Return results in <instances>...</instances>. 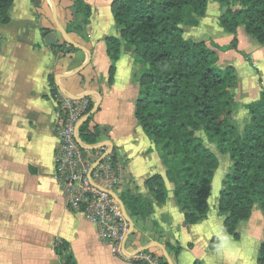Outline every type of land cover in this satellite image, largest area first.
Returning <instances> with one entry per match:
<instances>
[{
  "label": "crops",
  "instance_id": "1",
  "mask_svg": "<svg viewBox=\"0 0 264 264\" xmlns=\"http://www.w3.org/2000/svg\"><path fill=\"white\" fill-rule=\"evenodd\" d=\"M85 1L92 8L86 40L66 32L70 0H14L10 21L0 24V264H62L54 249L58 239L70 244L77 264H137L117 257L111 245L100 238L97 225L68 207L56 177L60 122L58 106L51 97V79L56 89L68 96L92 98V122L101 130L98 141L111 144L116 151L122 190L153 201L149 218L132 219L129 250L153 251L168 264H258V249L264 239L263 213L257 211L244 222L241 237L235 240L225 231L219 211L220 181L232 167L229 155L225 170L216 155L219 167L204 221L186 222L174 185L167 179V201L153 199L147 180L158 174L166 178V167L136 117L140 89L134 76L139 66L123 46L110 82L106 38L118 36L113 0ZM212 6L215 26L209 14ZM219 7L210 1L199 26H184L185 37L220 47L230 45L234 36L218 27ZM42 28L51 29L59 41L69 36L78 51L73 56H56L45 42ZM237 39L238 51L247 53L253 64L234 49L219 50L218 55L219 64L232 65L237 71L235 93L240 114L245 116V105L258 100L264 90V45L246 38L242 28ZM214 237L220 240L217 250L210 247ZM167 244L181 246L182 251L176 254Z\"/></svg>",
  "mask_w": 264,
  "mask_h": 264
},
{
  "label": "trees",
  "instance_id": "2",
  "mask_svg": "<svg viewBox=\"0 0 264 264\" xmlns=\"http://www.w3.org/2000/svg\"><path fill=\"white\" fill-rule=\"evenodd\" d=\"M70 1L66 32L86 40L92 8L85 0ZM210 1L220 5L219 26L234 36L228 46L185 37L184 26H199ZM13 3L0 0V24L10 21ZM112 12L118 36L106 38L110 82L124 46L139 66L134 76L140 89L137 120L166 167V178L158 174L147 180L153 199L167 201V179L174 185L177 205L188 224L208 217L219 159L205 137L232 162L220 191L219 211L224 216L225 231L239 240L241 225L257 211L264 215V90L258 100L245 105L247 113L239 119L241 104L235 93L238 74L234 66L219 64L218 50L238 51L240 28L264 45V0H113ZM42 34L58 57L73 56L78 51L69 41L56 39L51 29L42 28ZM240 53L252 63L247 53ZM51 83L55 91L53 79ZM81 134L88 143L101 138L92 118L82 126ZM120 198L136 221L146 220L153 213V201L148 198L127 190H122ZM219 246L220 240L214 237L211 249ZM167 247L176 254L182 251L181 246ZM54 249L62 264H77L67 241L56 240ZM160 259L168 264L164 257ZM257 262L264 264V239Z\"/></svg>",
  "mask_w": 264,
  "mask_h": 264
},
{
  "label": "built area",
  "instance_id": "3",
  "mask_svg": "<svg viewBox=\"0 0 264 264\" xmlns=\"http://www.w3.org/2000/svg\"><path fill=\"white\" fill-rule=\"evenodd\" d=\"M59 109L56 177L70 210L83 213L98 227L100 238L120 259L137 264H162L153 251L129 250L133 221L121 198L123 174L109 143L84 141L82 126L95 106L90 96L71 97L56 89L51 94Z\"/></svg>",
  "mask_w": 264,
  "mask_h": 264
},
{
  "label": "rangeland",
  "instance_id": "4",
  "mask_svg": "<svg viewBox=\"0 0 264 264\" xmlns=\"http://www.w3.org/2000/svg\"><path fill=\"white\" fill-rule=\"evenodd\" d=\"M219 10V9H218ZM209 14H210V17H211V19H213V26H215V24H216V20L214 19V17L212 16L213 14H214V8H213V6L212 7H209ZM219 24V23H218ZM218 27H219V25H218ZM220 28V27H219ZM245 36H246V38H249L246 34H245ZM208 42V41H207ZM208 43H211V41L210 42H208ZM219 51V50H218ZM242 117H244L242 114H239V119H242ZM204 139H205V141H206V144H207V146L219 157V158H221V161H222V166H223V169L225 170L226 169V166L228 165V157H227V155L228 154H223V153H221V152H219V150H218V148L214 145V144H212V143H210V142H208V140H207V138H205L204 137ZM230 157V156H229ZM229 160H230V158H229ZM226 161H227V163H226ZM230 172V171H229ZM220 177V176H219ZM226 177V176H225ZM218 183H219V178H218V181H217ZM216 182V183H217ZM223 184V180H221L220 181V185H222ZM222 188V187H221Z\"/></svg>",
  "mask_w": 264,
  "mask_h": 264
},
{
  "label": "water",
  "instance_id": "5",
  "mask_svg": "<svg viewBox=\"0 0 264 264\" xmlns=\"http://www.w3.org/2000/svg\"><path fill=\"white\" fill-rule=\"evenodd\" d=\"M65 35L67 36V34L65 33ZM67 41H69L70 43H72V44H74L73 42H72V40L69 38V36H68V40ZM76 46V45H75Z\"/></svg>",
  "mask_w": 264,
  "mask_h": 264
}]
</instances>
